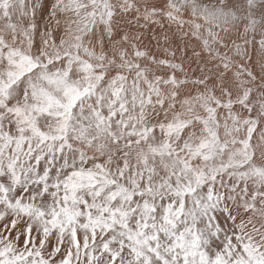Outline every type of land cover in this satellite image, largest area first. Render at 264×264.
<instances>
[{"label": "snow or ice", "instance_id": "1", "mask_svg": "<svg viewBox=\"0 0 264 264\" xmlns=\"http://www.w3.org/2000/svg\"><path fill=\"white\" fill-rule=\"evenodd\" d=\"M0 264H264V0H0Z\"/></svg>", "mask_w": 264, "mask_h": 264}]
</instances>
